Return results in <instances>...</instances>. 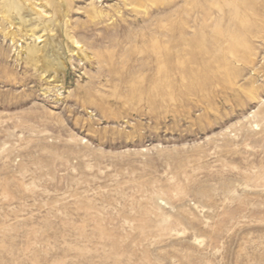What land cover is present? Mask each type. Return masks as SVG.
<instances>
[{
  "label": "rangeland",
  "instance_id": "obj_1",
  "mask_svg": "<svg viewBox=\"0 0 264 264\" xmlns=\"http://www.w3.org/2000/svg\"><path fill=\"white\" fill-rule=\"evenodd\" d=\"M0 264H264V0H0Z\"/></svg>",
  "mask_w": 264,
  "mask_h": 264
},
{
  "label": "bare ground",
  "instance_id": "obj_2",
  "mask_svg": "<svg viewBox=\"0 0 264 264\" xmlns=\"http://www.w3.org/2000/svg\"><path fill=\"white\" fill-rule=\"evenodd\" d=\"M48 2H51L53 0H47ZM45 8V6H43ZM29 21H32L34 18L31 16V14H28ZM40 37L37 36V38ZM174 37V35H173ZM56 48V43H49L48 39H45V43L42 45L40 48H35V47H27L26 50V57L28 61L32 62L34 61L35 63L41 62L42 68L44 69L45 72L51 71L53 73V76H56L58 78V81L61 83L63 82V77L65 75V70H66V64L61 57L59 56H52L53 55V48ZM48 49L51 51V54H48Z\"/></svg>",
  "mask_w": 264,
  "mask_h": 264
}]
</instances>
